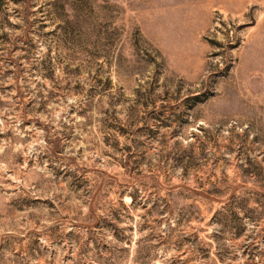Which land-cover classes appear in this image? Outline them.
Instances as JSON below:
<instances>
[{"label": "rangeland", "instance_id": "1", "mask_svg": "<svg viewBox=\"0 0 264 264\" xmlns=\"http://www.w3.org/2000/svg\"><path fill=\"white\" fill-rule=\"evenodd\" d=\"M0 264H264V0H0Z\"/></svg>", "mask_w": 264, "mask_h": 264}]
</instances>
